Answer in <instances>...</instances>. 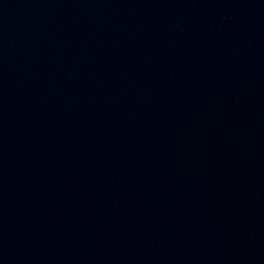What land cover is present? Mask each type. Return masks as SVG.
I'll return each mask as SVG.
<instances>
[{"label": "water", "instance_id": "obj_1", "mask_svg": "<svg viewBox=\"0 0 264 264\" xmlns=\"http://www.w3.org/2000/svg\"><path fill=\"white\" fill-rule=\"evenodd\" d=\"M0 264H264V0H0Z\"/></svg>", "mask_w": 264, "mask_h": 264}]
</instances>
